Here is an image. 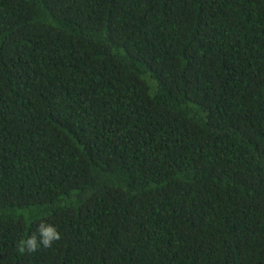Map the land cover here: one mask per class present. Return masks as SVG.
<instances>
[{"label": "trees", "instance_id": "obj_1", "mask_svg": "<svg viewBox=\"0 0 264 264\" xmlns=\"http://www.w3.org/2000/svg\"><path fill=\"white\" fill-rule=\"evenodd\" d=\"M0 264H264V0H0Z\"/></svg>", "mask_w": 264, "mask_h": 264}, {"label": "clouds", "instance_id": "obj_2", "mask_svg": "<svg viewBox=\"0 0 264 264\" xmlns=\"http://www.w3.org/2000/svg\"><path fill=\"white\" fill-rule=\"evenodd\" d=\"M61 240V234L56 226L50 223H40L35 232L26 240H21L19 250L21 252H36L41 247L50 248L52 245Z\"/></svg>", "mask_w": 264, "mask_h": 264}]
</instances>
